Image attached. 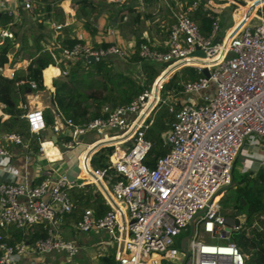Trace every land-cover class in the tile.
I'll list each match as a JSON object with an SVG mask.
<instances>
[{
	"label": "built area",
	"instance_id": "2783aa9c",
	"mask_svg": "<svg viewBox=\"0 0 264 264\" xmlns=\"http://www.w3.org/2000/svg\"><path fill=\"white\" fill-rule=\"evenodd\" d=\"M130 1L134 0H106L116 5ZM217 1L205 2L207 8L209 3L215 7L205 9L211 19L207 35L188 15L195 1L188 6L182 1L166 3L173 21L163 48L147 41L138 46L143 61L162 66L149 88L134 99L112 108L104 106V115L80 124L55 113L50 126L55 143L63 149L82 146L78 163L85 176L36 179L25 172L16 174L8 167L7 145L27 148L29 140L19 133L0 132V264H20L24 258L31 261L34 256L55 253L63 255L58 264L69 262L81 246L61 238L56 223L73 209L68 190L87 184L95 185L108 209L96 217L90 207L83 208L73 227L105 231L109 239L99 243L113 245L116 264H245L246 256L230 239L243 219L226 228L220 190L230 184L233 164L246 141L249 146L243 158H255L257 165L264 166V0ZM221 7H230L231 25L218 37L216 8ZM34 8L35 0H0V12L12 17L8 26L20 13ZM36 20L54 32L64 25L50 17ZM0 36L12 35L7 27L0 29ZM41 44L59 75L78 60L87 63L86 58L92 57L97 62L110 56L127 60L134 51L133 45L115 43L101 46L80 41L63 46L55 33ZM198 49L204 56L194 53ZM5 65L0 74L11 77L18 66L7 73ZM184 66L197 71L205 67L208 74L180 81L179 89L166 90L162 96V85ZM28 84L36 88L33 80ZM178 94L195 98L181 100ZM159 103L166 104L173 120L162 133L167 152L148 165L143 159L150 141L144 130ZM19 107L30 134L38 135L46 128L42 107L26 102ZM89 132L93 138L84 141ZM45 143L54 146L50 140H39L37 151L49 160ZM102 146L114 148L105 167L95 169L90 157ZM36 225L45 230L44 236H32Z\"/></svg>",
	"mask_w": 264,
	"mask_h": 264
},
{
	"label": "trees",
	"instance_id": "16d2710c",
	"mask_svg": "<svg viewBox=\"0 0 264 264\" xmlns=\"http://www.w3.org/2000/svg\"><path fill=\"white\" fill-rule=\"evenodd\" d=\"M60 1L35 0V8L31 13L36 16L38 13L44 14L45 12V16H48L53 10V17L63 21V11L60 5H55ZM182 1L185 6L193 1L196 2V6L189 10L188 15L195 21L200 32L207 35L211 29V19L206 16V10L209 8L206 7L205 1ZM74 2L79 3V7L75 9L76 16L90 15L95 11L93 0H75ZM170 3H173V0ZM11 20L10 15L0 12V29L8 27L12 35L0 39V67L4 63H14L18 56L28 59V63L25 68L15 69L11 77L0 74V104H3L0 110L7 115L3 120L0 118V131L15 132L31 138L33 135L28 132L27 123L21 116L23 110L17 105L19 100L24 101L23 96L26 91L37 93L45 90V72L53 61L50 54L42 49L41 42L46 40L49 34L41 22L35 21L36 29L28 34L25 30H18L24 23L23 17L20 21L8 26ZM84 25L90 33L95 32L87 22H84ZM13 26L15 29L12 28ZM69 33L70 28L64 26L57 35V39L63 46H71L81 41L76 37H71ZM140 42H146V40L136 37L133 44L134 51L128 61L140 62L141 80L123 70H116L108 60L87 62L85 63L87 68H84L81 65L82 61L78 60L69 67L66 74L58 75L51 81L53 91L49 98L53 111L59 113L62 118H70L73 123L80 124L104 115L105 111L102 109L104 106L112 108L115 105L128 103L144 89L149 88L159 71L138 56ZM107 45L108 43H101V46ZM201 75L202 72L197 71L193 66H184L162 85L161 95L164 96L166 90L179 89L180 81L197 79ZM160 79L161 77L157 78V80ZM29 80L35 82L36 88L29 86ZM42 113L46 128H48L53 124L54 114L49 107H44ZM172 120L173 114L167 112L166 104L159 103L149 126L144 130L145 139L150 141V148L143 159L146 164L153 165L157 157L167 152L162 133L167 130L168 123ZM31 143L34 149L37 148L35 141ZM113 148V146L100 147L91 155L90 165L95 169L104 168ZM107 171L111 172V170ZM232 171L228 187L231 186L234 197L229 214L235 212L243 214L244 220L237 229L231 231L230 239L246 256L245 264H264V167L258 168L253 175L250 172H238L235 176ZM68 194L73 202V209L62 216V222L65 224L76 221L83 208L90 207L96 217L103 215L108 209L93 184L84 185L83 188H70ZM35 228L33 237L45 235V230L41 225H36ZM15 237H18L17 233ZM98 260L99 264H116L113 254L98 256Z\"/></svg>",
	"mask_w": 264,
	"mask_h": 264
},
{
	"label": "crops",
	"instance_id": "0c3cea01",
	"mask_svg": "<svg viewBox=\"0 0 264 264\" xmlns=\"http://www.w3.org/2000/svg\"><path fill=\"white\" fill-rule=\"evenodd\" d=\"M74 1L75 0H73V2H71V0H61L60 2L55 4V5H60L63 11V18H64L63 21H61L56 17H53V10L52 12H50L48 16L46 15L47 17H50L60 23H64L63 27L68 26L70 28L69 35L71 37H76L80 39L81 42L94 44V45H101V43L133 45L135 38L139 37L146 40L150 44L162 49L164 41L166 39L168 28L173 21L169 12L170 10L166 6V3L169 6H172L174 2H179L182 0H173V3H170L171 0H134L128 2L125 5L111 4L106 2V0H93V2L95 3V11L92 14L86 16L75 15V9L79 7V3H75ZM204 1L208 2L209 0H204ZM210 1H212L213 3L218 2L217 0H210ZM63 2H66L65 7L62 4ZM208 7L210 9L215 8L210 3ZM216 9L218 10L217 14L220 18L219 31H218L220 32L221 26L224 25V23L227 24L229 20L231 21L230 7H221ZM222 13H225V15L222 16ZM22 15H23L22 13L18 15L16 22L21 20ZM24 15L30 16L29 18L31 21H37L36 17L37 18L46 17L45 12L44 14H40V15L38 13L36 16L32 15L31 12H25ZM123 16L125 18H123ZM84 22H87L89 27L95 30L93 34L90 33V30L84 25ZM230 25L231 23L227 25V28ZM43 26L45 31L49 34L47 39L52 38V35L54 33L56 34L57 37L58 33L61 30L60 29L59 31L54 32L52 29L48 28L45 24H43ZM12 28L14 29L15 27L13 26ZM227 28L225 29L224 32H226ZM8 30L10 29L8 28ZM106 60H108L109 63H111V65L116 70H123L125 73H130L129 71L131 69H134L137 65L140 72V62L131 63L127 61L129 60V58L126 61H123L122 59L116 56H110ZM27 63H28V59L24 57H18L17 60L12 64L5 63L6 65L4 70L7 71L8 73L11 68L16 66V64L18 66L16 69L25 68ZM81 65L84 68H87L85 63L81 62ZM120 66L121 68H119ZM57 73L58 72L50 73L48 79L45 78L46 85L44 86H45L46 94L48 96H46L47 99L45 101H43L42 99V104L38 105L42 108L49 107L53 112L54 117H55V112L53 111V107L52 104L50 103L49 96L50 93L53 91L51 81L54 77L59 75ZM49 79H50V86L48 87ZM37 93H30L29 91H26V93L23 96L24 101L19 100L17 106L19 107L20 104L23 102L28 103L30 106H34V104H32L34 100H31L29 97L33 96L34 94H35L34 96H36ZM178 97L181 100H189V101L195 98L194 96L187 98L185 95L182 94H178ZM169 101L172 102L173 99H169ZM2 106L3 104H0V107ZM6 117L7 115L2 113L0 110L1 120H3ZM26 138L29 140V146L27 148H24L21 145H14V144L7 145V149L10 152V161L8 167L11 171L19 175L25 172L27 175L36 179H40L41 177L46 175L56 176L60 174H65L70 179H77V176H85V172L78 170L79 167L78 158L82 146L78 147V150L74 155L73 159L68 158L70 157L69 156L70 151L75 150L73 149L74 147L72 149H63L59 147L58 143L57 142L55 143V136L52 133L51 127L45 128L38 135H33L31 138L28 137ZM114 138L115 137H113L112 139ZM39 140L40 141L50 140L54 142V146H47L48 145L47 143L44 144L46 153L49 156V160L46 159L43 154L39 153L37 151V148L34 149V146H32L31 141L33 142L35 141L38 147ZM105 140H109V139H105ZM76 156H77V160H76ZM243 157L244 156H242V161H240L238 172H250L253 175L258 170V168L264 167L263 165L262 166L257 165L256 164L257 160L255 158H252V160H250L248 158H243ZM229 216L235 218L237 217L238 219L241 218L244 220L243 214L240 213L235 212L229 214ZM79 251L81 254L84 253L81 252L83 251L81 250V248ZM99 253L100 252H97L96 256L103 255ZM55 261L56 260L52 259L51 264H58V262L56 263ZM47 263L48 261H44V262L40 261L38 264H47ZM23 264H32V263L29 258H24ZM66 264H70V262H66Z\"/></svg>",
	"mask_w": 264,
	"mask_h": 264
},
{
	"label": "rangeland",
	"instance_id": "374dc122",
	"mask_svg": "<svg viewBox=\"0 0 264 264\" xmlns=\"http://www.w3.org/2000/svg\"><path fill=\"white\" fill-rule=\"evenodd\" d=\"M71 2H73V0H71ZM63 6H66V2L62 3ZM225 13H222V16H224ZM23 17V25L20 29H18L19 31L25 30L28 34L32 33L34 31V29H36V22L35 21H31L30 20V16H26V15H22ZM231 23V21L229 20L226 23H224V25L221 26L220 28V32H218V36L221 37L225 31V29L227 28V25H229ZM15 29V28H14ZM221 35V36H220ZM0 38H3V36H0ZM20 57V56H18ZM126 61V60H123ZM128 61V60H127ZM157 71L160 70L161 68V64L160 63H150ZM120 65V64H119ZM123 66V65H121ZM121 66L119 68H121ZM134 67V65H133ZM132 75H134L136 78H138L139 80H141V74L139 72V69L136 65V67L134 69H131L129 71ZM41 93V94H40ZM35 95V94H34ZM31 96L29 97L31 100H34L32 102V104L34 105H40L42 104V99L43 101H45L47 99L46 96H48L46 94V90L37 93L36 96ZM187 98H190L193 96V94H186L185 95ZM46 98V99H45ZM93 132H89L85 135V137L83 138L84 141H88L91 138H93L92 135ZM248 141H246V144L244 146V148L242 149V152L240 153V157H242L244 155V151H246L248 149ZM121 149H126L125 145H121L120 146ZM61 149V148H60ZM75 150H71L69 153L68 158H72L74 157V155L76 154L77 150H78V146H74ZM238 157L236 159V162L234 164V169L232 171L233 175H237L238 174V167L240 166V161H242V158ZM76 160H77V156H76ZM79 170V167H78ZM80 180V179H78ZM95 187V185H93ZM96 188V187H95ZM221 196H220V205H221V212L224 214H229V212L231 211V207L233 204V197H234V191L231 190V186L230 187H224L221 188L220 190ZM57 226H59L58 228V234L61 238L63 239H68V240H73L75 242H77L78 244L81 245V252H84L82 254L80 253V251L75 254L70 260V264H99V260H98V256H96L97 252H100L99 254H103V255H107V254H112L114 252V247L113 245L110 246L109 244H105V243H99L102 241H106L108 240V235L106 234L105 231H103L102 229H93L91 228L88 231H79L76 228L73 227L74 222H69V224H66L62 222V216L57 220ZM68 225V226H67ZM63 255L61 254H46L43 256H34L32 257L31 261L34 263H39L40 261L44 262V261H48L47 264H51L52 259L56 260L55 262L57 263L59 258H62ZM65 262V261H64ZM20 264H23V260L20 262Z\"/></svg>",
	"mask_w": 264,
	"mask_h": 264
},
{
	"label": "water",
	"instance_id": "95a60500",
	"mask_svg": "<svg viewBox=\"0 0 264 264\" xmlns=\"http://www.w3.org/2000/svg\"><path fill=\"white\" fill-rule=\"evenodd\" d=\"M194 53L197 54V55H199V56H204V53L201 50H199V49L196 50ZM86 60L89 63H93L94 62L92 57H88V58H86ZM201 71H202V73L204 75L207 76L208 72H207V69L205 67H203L201 69ZM224 219H225V223L227 225V227H226L227 229H229V227L232 226V225L239 224V219L237 217L235 218V217H232V216H229V215H225V218Z\"/></svg>",
	"mask_w": 264,
	"mask_h": 264
},
{
	"label": "bare ground",
	"instance_id": "6f19581e",
	"mask_svg": "<svg viewBox=\"0 0 264 264\" xmlns=\"http://www.w3.org/2000/svg\"><path fill=\"white\" fill-rule=\"evenodd\" d=\"M56 72H57V69L54 66L50 65L48 70L45 72V78L48 79V76L50 75V73H56ZM47 144H48L47 146H51L50 143H47Z\"/></svg>",
	"mask_w": 264,
	"mask_h": 264
}]
</instances>
